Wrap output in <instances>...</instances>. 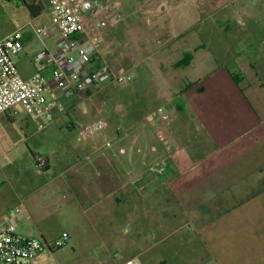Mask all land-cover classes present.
<instances>
[{
	"label": "crops",
	"instance_id": "crops-1",
	"mask_svg": "<svg viewBox=\"0 0 264 264\" xmlns=\"http://www.w3.org/2000/svg\"><path fill=\"white\" fill-rule=\"evenodd\" d=\"M116 1L124 18L117 28L91 31L99 38L88 67L127 70V84H109L66 102L51 82V67L34 59L42 48L56 50V35L40 40L32 30L45 25L33 24L43 14L50 21L47 12L31 15L30 31L21 33L19 73L43 77L47 99L64 107L47 126L26 115L23 143L45 131L36 144L44 145L46 172L53 176L38 188L59 178V187L72 195L62 205L72 216V230L61 233L68 235V249L44 250L28 264H264V72L248 49L232 56L225 40L211 41L214 47L205 41L196 28H207L200 15L210 10L191 6L194 0ZM209 1L217 17L225 13L215 28H226L233 13H248L244 6L228 10L236 0ZM187 57L189 63L181 65ZM0 116L13 120L11 114ZM96 120L103 129L79 140L77 128ZM161 157H168L164 173H148L147 166ZM5 163L18 175L12 159ZM35 181L19 182V198L0 187V222L13 216L19 234L49 244L61 234L50 241L44 229L23 233L16 222L22 214L32 221L41 217V206L55 201L33 200L30 209H21L18 204L38 190ZM169 202L189 229L171 225L177 217L171 208L160 214L161 203Z\"/></svg>",
	"mask_w": 264,
	"mask_h": 264
},
{
	"label": "built area",
	"instance_id": "built-area-1",
	"mask_svg": "<svg viewBox=\"0 0 264 264\" xmlns=\"http://www.w3.org/2000/svg\"><path fill=\"white\" fill-rule=\"evenodd\" d=\"M47 12L50 22L32 27L34 35L44 40L54 35L56 50L46 47L35 54V61L51 67V82L64 101L81 99L102 87L112 84L121 86L131 81L129 72L113 73L105 67L90 69L98 42L94 31L114 29L123 20L120 4L116 0H27ZM91 31H93L91 33ZM19 29L0 37V115L10 114L21 105L29 119L41 120L50 125L64 108L58 99H47L46 81L39 75L23 78L18 71L15 58L22 51ZM104 127L101 120L77 128L79 140H88ZM110 147L111 142L104 143ZM155 148L152 147V151ZM43 154L33 155V164L38 168L47 165ZM167 158L150 164L146 171L160 176L164 173ZM139 177H137V180ZM66 233L46 243L41 238L21 235L16 231L14 217L0 222V263L28 264V261L44 250L53 252L66 244ZM121 264H133L126 260Z\"/></svg>",
	"mask_w": 264,
	"mask_h": 264
},
{
	"label": "rangeland",
	"instance_id": "rangeland-1",
	"mask_svg": "<svg viewBox=\"0 0 264 264\" xmlns=\"http://www.w3.org/2000/svg\"><path fill=\"white\" fill-rule=\"evenodd\" d=\"M24 1L0 0V34L9 33L17 29H19L22 34L30 31V27L27 25V22L31 20V14L28 11ZM119 1H123L125 3L127 0ZM207 1L209 3H207ZM250 1L251 6L247 7L246 3ZM191 6H196V8L199 9L208 7L210 10L207 11L205 15H200V19L206 21L204 22V24L207 26V28L198 27L196 29L198 30V32L202 33L201 35L204 36L205 41L209 45H211V47H214L211 41L219 42L225 40L227 42L226 49L232 56L235 55L236 52L245 53L249 51V56L252 58V62L256 64V69L259 71V73L264 72V66H262L261 63V60H264V0H236L231 7H228V10H239L244 6L248 9V13H241L239 15L237 13H233V16L235 18L230 20L231 22L229 21L230 23L226 28L223 29L215 28L214 23L218 18L222 20L221 16L225 13L222 12L217 17V15L215 14V5L213 2L209 0H194ZM39 10L41 11V9ZM227 16L228 18H230L229 14ZM49 20H51L50 17ZM40 21H44L43 23L45 24H48L50 22H48L47 15L43 14L39 19L34 20L33 24L38 25ZM249 36H253L254 40L251 41L249 39ZM229 39L234 40V46L229 43ZM253 43L257 45L253 46ZM250 47L252 48V50H249ZM253 48H255L254 51ZM255 58L256 60L254 61ZM111 72L117 74L121 72H127V70H122V68H119L115 71L112 70ZM10 114L14 120H12V122L8 121L3 116H0V187L5 188V190H9L11 196L14 195L12 191H15V193H17L16 195H18L19 198L23 196V193L18 191L17 186L22 179L35 177L36 181L32 184V187L38 188L42 183L46 182L47 179L52 178L53 173H51L52 171L46 172L49 167L48 164L43 168H38L34 164H32L30 155L31 152H37L41 154V152L44 151V145L36 144V140L39 139L40 137L38 138V136H42L45 131H41V133H38L35 138L26 140L23 143L24 135L23 131H21V127L25 120L26 112L21 105H17L13 108ZM188 139L189 136L187 135V140ZM7 159H12L13 162L18 165V175L13 177L11 175V172L8 171V165L5 163ZM155 162H152L150 164H153ZM59 167L60 166H57V168ZM3 172H5L6 176L3 175ZM60 183L61 179L56 178L54 179V181L46 184L44 187L38 188V190L25 201V204H18L21 209L23 205H26V207L30 209L31 201L33 200H40V202L43 203L46 200V197L55 199L54 202L50 201L52 203V206H41V208L45 211L41 217L35 218L32 221L30 219L27 220L26 216L22 214L17 218L16 222L18 228L22 230L23 233L30 232L31 230H34L35 227H38L46 231L48 240H53V238L59 236L63 231L72 230V226H70L69 224V221L72 218L71 213L68 211L69 208L62 206L68 200L72 199V195L66 188L61 189L59 187ZM50 192H53L52 195H49ZM60 205L62 206V209L54 210L55 207H58ZM169 209L173 214H175V216H177L171 225L175 229H189V226L185 225L187 224V220H183L179 216V209L175 204H173V202H169V204L161 203L159 212L160 214H165V212H167V210ZM220 209L221 207L217 211H220ZM49 210L51 212H48ZM217 211L213 210L212 214L216 213ZM68 246L69 242L66 241L64 250H67Z\"/></svg>",
	"mask_w": 264,
	"mask_h": 264
},
{
	"label": "trees",
	"instance_id": "trees-1",
	"mask_svg": "<svg viewBox=\"0 0 264 264\" xmlns=\"http://www.w3.org/2000/svg\"><path fill=\"white\" fill-rule=\"evenodd\" d=\"M7 1H9V0H7ZM24 1V0H23ZM24 3H25V5H26V7H27V9H28V11L30 12V14L31 15H33V16H37V15H39V9L38 8H36L35 6H33V5H30V4H27L25 1H24ZM189 58L187 57V61H184L183 60V62H181V65H185V64H188L189 63ZM217 63L219 64V66L221 65V63H220V61H217ZM232 62H229V64H227L226 65V68L230 71L232 68H233V66H231L230 64H231ZM231 76L233 77V79L236 81V82H238V76L234 73V71L231 73ZM193 84H188L187 85V88H189V87H191Z\"/></svg>",
	"mask_w": 264,
	"mask_h": 264
}]
</instances>
